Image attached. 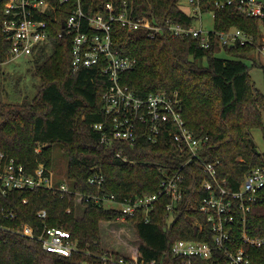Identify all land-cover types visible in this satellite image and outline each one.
I'll use <instances>...</instances> for the list:
<instances>
[{
    "label": "trees",
    "instance_id": "obj_1",
    "mask_svg": "<svg viewBox=\"0 0 264 264\" xmlns=\"http://www.w3.org/2000/svg\"><path fill=\"white\" fill-rule=\"evenodd\" d=\"M5 1L0 0V77L2 63L13 57L9 53L11 41L3 30ZM181 1L82 0L81 3L90 14L101 12L109 17L107 3L112 2L115 14L128 6L133 7L136 15H147L153 21L171 19L191 25L197 15L184 10ZM215 1L200 0L203 12L215 10L214 28L240 27L252 35L253 42L222 47L216 36L209 47H204L194 36L151 37L143 29H128L118 19L112 21L110 32L115 50L137 58L134 68L121 73L122 82L140 95L160 89L179 90L188 127L209 137L203 156L216 162L219 176L226 179L229 188H238L253 168L264 165V151L257 149L252 134V129L259 127L264 138V91L252 82L245 60L264 44V16L238 13L232 6L216 7ZM62 19L60 15L57 21H51L50 48L43 45L34 53L35 74L41 80L36 95L17 103L0 97V152L14 156L27 171H34L40 161L52 167L53 145L63 144L73 192L62 194L49 187L16 188L7 193L0 190V264H121V257L131 256L103 245V220L133 225L139 258L156 259L157 264H188L187 258L172 251L177 239L214 243L211 221L199 207L207 194L202 185L207 173L194 162L184 168L183 196L175 203L171 219L167 207L171 198L167 194L157 199L149 220L143 210L122 219L118 209L85 199L83 211L77 215L76 192L114 194L119 200L154 193L164 176L161 165L176 169L182 158L166 132L152 141L143 130L134 145L123 140L102 141L101 130L95 123L106 119L103 107L109 84L104 70L107 58L101 64L81 65L73 72L75 34L59 36ZM221 50L229 56H220ZM260 65L264 70V63ZM39 145L41 149L37 151ZM120 151L128 160L117 154ZM97 172L104 175L101 187L89 181ZM40 210H45L46 215H40ZM10 212L14 217L7 216ZM246 214L249 233L264 235V186ZM242 215L243 211L238 209L235 223L228 227L230 246L244 245L251 254V264H264V244L251 245L242 240ZM22 222L32 224L36 234L45 225L66 228L78 241L79 249L71 255L47 250L38 237L18 231ZM190 264L231 263L224 251L215 249L211 259L193 256Z\"/></svg>",
    "mask_w": 264,
    "mask_h": 264
},
{
    "label": "built area",
    "instance_id": "obj_2",
    "mask_svg": "<svg viewBox=\"0 0 264 264\" xmlns=\"http://www.w3.org/2000/svg\"><path fill=\"white\" fill-rule=\"evenodd\" d=\"M194 8L201 26L186 25L178 21L166 19L153 21L147 15H136L133 7L126 6L120 13L115 14L114 4L107 3L109 17L98 12L90 14L82 6V0H6L3 30L11 41L9 53L13 57L18 55H32L41 46L50 48L51 21H57L62 15V30L59 36L66 33H74L73 46V72L81 65L101 64L103 58H107L104 67L108 74L109 84L104 93V113L106 119L95 123V127L101 130V139L105 143L115 140L127 141L134 145L144 130L148 138L157 141L162 132H166L173 138L181 163L176 169L161 165L164 176L159 189L154 193L141 196H127L124 199H116L114 194H83L76 192L80 202L85 199L95 203H105L119 210V217L126 219L135 215L139 210L145 212L146 220H149V212L154 208L161 194L170 196L171 201L167 207L170 210V219L173 217L174 206L183 196L182 182L186 178L184 168L190 162L201 166L207 173L202 185L207 194L202 198L200 209L206 213L211 221L214 231V243L203 240L179 238L172 245L175 255L192 262L193 256H201L211 259L215 249L224 251L231 264H251V254L244 245L237 248L230 246V224L235 223L236 211L242 210L241 236L245 243L261 246L264 244V235L252 236L249 233L247 211L251 209V201L257 199V192L264 186V165L257 166L246 175V178L238 188H229L226 179L219 176L216 162L208 161L202 154L206 148L209 137L198 135L190 129L184 117V103L177 89H160L151 91L146 95L138 94L128 84L123 83L121 73L132 69L137 63L134 56L125 55L113 48L111 36V24L118 19L130 30L143 29L149 36L169 34L172 37L185 38L194 36L200 39L201 45L209 47L214 37H218L222 47L253 42V37L240 27L216 30L208 29L203 24L200 0H188ZM216 7L232 6L238 13L264 16V0H216ZM213 12L215 17V10ZM63 23L65 24L63 26ZM264 51V44L258 47ZM103 65V64H102ZM39 145L36 150L40 151ZM124 160L121 151L117 153ZM2 163L0 165V190L7 193L16 188L49 187L61 191L73 192L70 184H57L52 170L41 162L34 171H27L25 165L18 162L14 156L0 152ZM134 162V160H132ZM91 183L102 186L103 173H95L89 177ZM7 214V213H6ZM39 214L46 215L45 210ZM10 212L7 216L14 217ZM18 231L30 237H38L45 249L65 255H71L79 249L78 241L73 239L71 231L56 226L45 225L39 234L29 222H22ZM130 258L121 257V264H157L156 259L145 260L139 258V253L131 254Z\"/></svg>",
    "mask_w": 264,
    "mask_h": 264
},
{
    "label": "rangeland",
    "instance_id": "obj_3",
    "mask_svg": "<svg viewBox=\"0 0 264 264\" xmlns=\"http://www.w3.org/2000/svg\"><path fill=\"white\" fill-rule=\"evenodd\" d=\"M181 7L188 11L194 12L188 0H182ZM203 24L206 28L211 29L214 26V16L212 11L202 13ZM200 27V19H196L193 23ZM263 41H264V27ZM220 56H229L224 50L218 53ZM35 55H18L8 58L2 63V73L0 77V97L10 103H17L24 98H31L36 95L41 82L40 77L35 74ZM249 64V70L252 77V82L255 86L264 91V70L260 62L264 63V51H259L256 48L250 53V56L245 59ZM256 62V64H255ZM253 139L257 149L264 151V138L261 128L252 129ZM53 166L48 167L43 161H40L45 167L52 170L55 181L69 184L67 176L68 155L64 145L56 143L53 145ZM67 193V192H66ZM107 205V204H106ZM108 206V205H107ZM76 212L80 215L83 211L84 204L80 202V197H76ZM102 241L105 247L110 249H118L123 253L133 254L137 249V235L133 225L125 221L103 220L101 222Z\"/></svg>",
    "mask_w": 264,
    "mask_h": 264
},
{
    "label": "crops",
    "instance_id": "obj_4",
    "mask_svg": "<svg viewBox=\"0 0 264 264\" xmlns=\"http://www.w3.org/2000/svg\"><path fill=\"white\" fill-rule=\"evenodd\" d=\"M138 248H139V244H138V242H137V248H136L137 250H136L133 254L138 253V250H139ZM128 254H129V253H128ZM129 255H131V254H129Z\"/></svg>",
    "mask_w": 264,
    "mask_h": 264
},
{
    "label": "water",
    "instance_id": "obj_5",
    "mask_svg": "<svg viewBox=\"0 0 264 264\" xmlns=\"http://www.w3.org/2000/svg\"><path fill=\"white\" fill-rule=\"evenodd\" d=\"M65 24L63 23V26H64Z\"/></svg>",
    "mask_w": 264,
    "mask_h": 264
}]
</instances>
